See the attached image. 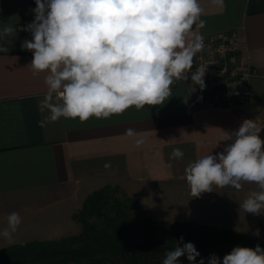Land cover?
I'll use <instances>...</instances> for the list:
<instances>
[{"label": "crops", "instance_id": "crops-1", "mask_svg": "<svg viewBox=\"0 0 264 264\" xmlns=\"http://www.w3.org/2000/svg\"><path fill=\"white\" fill-rule=\"evenodd\" d=\"M199 3L206 25H194V33L239 34V60L256 74L249 81L251 98L245 104L205 106L196 91L185 99L191 85L181 80L162 105L131 107L107 119L48 122L49 113L39 106L47 92V72L33 76L32 53L20 47L30 34L20 31L0 40V46L9 48L0 52V224L4 226L1 222L12 212L22 220H47L36 230L30 225L17 229L11 242L0 238V249L78 234L73 211L104 186L121 188L152 219L186 222L177 220L187 216L184 203L171 196L180 192L185 167L222 151L224 131L237 129L243 120L264 127V0H224L223 7L211 0ZM35 7L34 0H0V27H23L33 20ZM128 128L138 136L127 137ZM260 135L264 138V130ZM137 138L144 140L140 147ZM174 148L184 151L182 160L169 159ZM261 221L264 226V216Z\"/></svg>", "mask_w": 264, "mask_h": 264}, {"label": "clouds", "instance_id": "clouds-1", "mask_svg": "<svg viewBox=\"0 0 264 264\" xmlns=\"http://www.w3.org/2000/svg\"><path fill=\"white\" fill-rule=\"evenodd\" d=\"M33 20L21 28L5 24L0 27V40L24 31L31 39L21 42V49L30 51L29 64L33 76L47 72V92L39 102L47 110L48 122L61 118L92 117L107 119L134 107L162 105L172 96L177 81H191L185 99L206 87L207 69L195 72L194 56L204 48L202 34L203 9L199 0H34ZM217 7L224 0H211ZM192 36L189 40L188 37ZM9 48L0 46V52ZM200 99V97H198ZM255 120L245 119L235 130L224 131L220 142L223 150L190 162L184 177L192 197L213 191V185L242 188L241 181L255 183L241 203L245 213L264 214V138ZM127 137H137L133 128ZM140 147L144 140L135 139ZM219 142V143H220ZM218 143V144H219ZM184 151L174 148L170 160H182ZM105 167H110L105 164ZM22 223L18 212L7 216V226L0 229V238L11 242ZM205 264L194 243L181 236L176 246L165 253L162 264ZM207 264H264V248L234 246L222 258L207 257Z\"/></svg>", "mask_w": 264, "mask_h": 264}, {"label": "trees", "instance_id": "trees-1", "mask_svg": "<svg viewBox=\"0 0 264 264\" xmlns=\"http://www.w3.org/2000/svg\"><path fill=\"white\" fill-rule=\"evenodd\" d=\"M78 234L55 240L29 241L0 249V264H162L179 237L194 243L199 259L223 257L234 246L264 243L195 222L155 220L118 186L89 194L75 214ZM181 264H189L181 257Z\"/></svg>", "mask_w": 264, "mask_h": 264}, {"label": "rangeland", "instance_id": "rangeland-1", "mask_svg": "<svg viewBox=\"0 0 264 264\" xmlns=\"http://www.w3.org/2000/svg\"><path fill=\"white\" fill-rule=\"evenodd\" d=\"M241 183L242 188L240 190H236L230 186L221 188L213 185V191L201 193L199 197H192L186 180L182 181L178 184V186H180V192L176 191V193L174 192L171 196L174 200L179 198L180 203H184L186 210L184 209L183 212L187 216H180L177 220H187L186 222L205 224L220 230L230 229L236 234L264 243V226L261 224L264 214L253 215L251 213H245L239 205L248 197L250 192L258 191L259 187L255 183L245 181H241ZM81 207L82 205L80 208ZM80 208L75 212L73 211L71 215L73 220ZM25 218L28 219L22 220L18 229H24L30 225L31 228L36 226L34 229L36 230L47 224V220L38 222L32 217ZM1 223L5 225L3 226L0 224V229L7 226V221ZM55 232L56 231H53V233ZM12 244L15 245L14 243Z\"/></svg>", "mask_w": 264, "mask_h": 264}, {"label": "built area", "instance_id": "built-area-1", "mask_svg": "<svg viewBox=\"0 0 264 264\" xmlns=\"http://www.w3.org/2000/svg\"><path fill=\"white\" fill-rule=\"evenodd\" d=\"M203 38L204 48L194 56L190 70L191 73L200 67L207 69L205 89L201 91L196 87L203 105L233 106L248 102L251 98L249 81L256 74L249 65H243L239 60V34L228 31Z\"/></svg>", "mask_w": 264, "mask_h": 264}]
</instances>
